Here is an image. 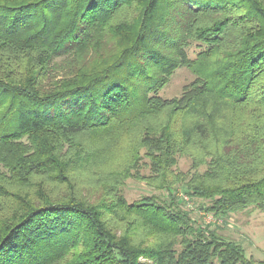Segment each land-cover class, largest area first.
Instances as JSON below:
<instances>
[{"label": "trees", "instance_id": "16d2710c", "mask_svg": "<svg viewBox=\"0 0 264 264\" xmlns=\"http://www.w3.org/2000/svg\"><path fill=\"white\" fill-rule=\"evenodd\" d=\"M180 189L264 210V0H0V264H264Z\"/></svg>", "mask_w": 264, "mask_h": 264}, {"label": "rangeland", "instance_id": "374dc122", "mask_svg": "<svg viewBox=\"0 0 264 264\" xmlns=\"http://www.w3.org/2000/svg\"><path fill=\"white\" fill-rule=\"evenodd\" d=\"M198 51L196 43H192L187 48V54L194 58ZM194 74L186 66H180L171 74L168 83L159 91L162 97H172L181 93L184 84L190 82ZM190 160L187 157H178L176 170L187 171ZM124 193L128 201L140 198L146 194L159 193L147 185L144 181L133 178L127 179ZM163 194V193H161ZM179 196L184 208L189 210L191 217L198 225L209 224L211 228L224 237L237 241L244 249L247 257L264 259V210L249 207L243 211L233 212L225 217H215L203 211L200 201L190 199L179 190Z\"/></svg>", "mask_w": 264, "mask_h": 264}]
</instances>
